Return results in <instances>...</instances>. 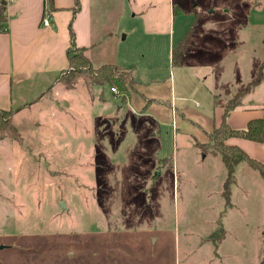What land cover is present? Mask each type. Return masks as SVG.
<instances>
[{
	"label": "rangeland",
	"instance_id": "374dc122",
	"mask_svg": "<svg viewBox=\"0 0 264 264\" xmlns=\"http://www.w3.org/2000/svg\"><path fill=\"white\" fill-rule=\"evenodd\" d=\"M171 5L181 10L174 21ZM125 9L119 54L147 94L173 85L170 102L156 104L169 123L134 86L116 94L82 80L13 117L21 143L0 138V264H264V178L239 163L227 198V166L193 130L209 95L223 106L236 97L235 112L264 111V81L250 90L264 62V0H127ZM182 23H195L192 51L172 64Z\"/></svg>",
	"mask_w": 264,
	"mask_h": 264
},
{
	"label": "crops",
	"instance_id": "0c3cea01",
	"mask_svg": "<svg viewBox=\"0 0 264 264\" xmlns=\"http://www.w3.org/2000/svg\"><path fill=\"white\" fill-rule=\"evenodd\" d=\"M76 1L54 0L55 10H51L49 0H8L6 12L9 29L0 34V110L22 108L21 111H24L39 103L46 95L48 99L53 97L52 91L58 84L55 80L69 66L66 52L71 45L70 24L77 47L85 48V55L95 68L111 64L123 68L133 67L129 65L132 64L130 61H126L127 57L122 53L119 54L118 49L122 42L118 34H124L123 39L129 34L128 29L121 25L127 13L125 9L127 0H78L79 12L74 17L73 8ZM169 8V19L174 21V18L181 14V10L172 5ZM129 9L133 12L131 19L135 18L137 15L135 9L133 7ZM47 15L50 16L51 25L44 27L42 20ZM192 16L195 22H201V16ZM194 24H181V37L177 44H175L176 39L171 38L168 50L171 60L172 50L185 39L187 33L190 34ZM188 48L183 59L192 51ZM133 88L146 94L149 92V87L138 81ZM172 91L173 85L165 82L159 86L157 92L154 94L150 92L146 96L147 99L154 101L148 112L159 117L156 121L158 124L169 123V118H162L160 113L166 108L156 105L158 99L170 102ZM217 97L216 94L209 95V99L212 100L211 107L209 105V109L202 115L196 114L195 124L198 128L194 127L193 130L197 136L195 138H199L197 139L199 144L207 143L208 134L218 128L222 121L224 106L223 102L216 101ZM131 99L132 96H129L130 102H132ZM137 101V111L145 109L144 100ZM196 109L200 110L201 105H196ZM186 111H191V109H186ZM236 116H242L241 124L235 123ZM256 118H264V111L253 108L243 109L240 112L232 111L228 123L232 129H245L249 120ZM178 122L177 118V126ZM226 144L239 146L249 157L264 163V158L262 159L257 153L264 155L263 144L240 138L229 139Z\"/></svg>",
	"mask_w": 264,
	"mask_h": 264
},
{
	"label": "trees",
	"instance_id": "16d2710c",
	"mask_svg": "<svg viewBox=\"0 0 264 264\" xmlns=\"http://www.w3.org/2000/svg\"><path fill=\"white\" fill-rule=\"evenodd\" d=\"M79 1L75 2L73 8L74 17L79 12ZM51 10H55L54 0H49ZM8 0H0V34L8 31ZM73 17V18H74ZM70 26L71 45L66 52L69 66L62 71L55 80V83L61 84L68 90H73L81 80L86 85L98 86H118L122 91H127L129 87L135 86L137 83L135 78V70L133 67L123 68L116 64L103 65L94 67L90 59L85 55V48L77 47L74 41V31ZM191 44V36L187 33L185 39L172 50V64H179L187 48ZM264 81V62L259 66L256 78L250 84V90H254ZM126 97H124L125 99ZM232 105L224 106L222 121L218 128L208 134L209 141L204 144L196 145L204 150H211L214 155L221 156L227 166V181L224 185V193L227 198L231 195L230 187L235 182V167L245 161L250 167L256 170L264 178V163L249 157V155L239 146H231L226 144L229 139L240 138L247 141H253L264 145V118H256L249 120L245 129H232L228 120L231 112L237 108L239 101L234 97ZM123 99V100H124ZM149 104V103H148ZM147 104V105H148ZM145 106V109L147 108ZM20 109L0 110V138H10L21 143V134L14 125L13 117L21 111Z\"/></svg>",
	"mask_w": 264,
	"mask_h": 264
},
{
	"label": "built area",
	"instance_id": "2783aa9c",
	"mask_svg": "<svg viewBox=\"0 0 264 264\" xmlns=\"http://www.w3.org/2000/svg\"><path fill=\"white\" fill-rule=\"evenodd\" d=\"M42 25H43L44 27H49V26L51 25V19H50V16H49V15H47V16L44 17V19L42 20ZM111 90H112L114 93H116V94L119 93V87L116 86V85L112 86V87H111Z\"/></svg>",
	"mask_w": 264,
	"mask_h": 264
},
{
	"label": "water",
	"instance_id": "95a60500",
	"mask_svg": "<svg viewBox=\"0 0 264 264\" xmlns=\"http://www.w3.org/2000/svg\"><path fill=\"white\" fill-rule=\"evenodd\" d=\"M61 206L64 208L65 207V205H64V203L63 202H61Z\"/></svg>",
	"mask_w": 264,
	"mask_h": 264
}]
</instances>
